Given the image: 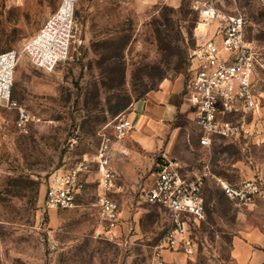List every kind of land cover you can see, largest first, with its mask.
Instances as JSON below:
<instances>
[{
	"label": "rangeland",
	"instance_id": "obj_1",
	"mask_svg": "<svg viewBox=\"0 0 264 264\" xmlns=\"http://www.w3.org/2000/svg\"><path fill=\"white\" fill-rule=\"evenodd\" d=\"M197 1L213 3L222 14L244 15L246 40L264 56V0H80L72 56L47 72L23 49L60 1L0 0V53H20L12 95L33 119L22 133L17 110L0 106V264H154L172 215L148 202L146 193L166 158L190 173L205 164L211 171L207 217L193 230L197 252H167V264H233L234 239L264 225V201L243 207L222 188L258 173L264 179V150L220 138L202 147L193 114L180 108L171 122L138 123L154 115L160 91L179 86V105L189 98L201 41ZM129 120L134 129L117 138L114 126ZM106 137L118 182L113 195L121 206L114 241L97 236L96 156ZM81 162L89 172L77 206L47 209L49 177Z\"/></svg>",
	"mask_w": 264,
	"mask_h": 264
},
{
	"label": "built area",
	"instance_id": "obj_2",
	"mask_svg": "<svg viewBox=\"0 0 264 264\" xmlns=\"http://www.w3.org/2000/svg\"><path fill=\"white\" fill-rule=\"evenodd\" d=\"M22 1V0H17ZM60 4L43 23L38 33L25 44V53L37 68L52 72L69 60L76 33V8L80 0H59ZM201 21L200 44L193 54L194 72L190 88L193 120L202 130L200 145L210 148L215 138L238 141L245 146L264 143V56L246 40L248 19L242 14H222L210 2L197 1ZM20 53H0V106L17 110L16 125L28 132L33 121L29 111L13 98L15 71ZM117 138L130 128L127 122L115 126ZM111 139L106 137L96 156L100 172V193L95 202L101 223L97 236L118 239L121 230V206L114 197L118 191L115 172L110 166ZM89 164L81 162L65 172L52 174L47 181L45 207L72 209L85 188L84 176ZM156 178L146 199L166 207L172 224L154 250V264H167V252L192 256L197 252L193 230L206 220L205 185L210 165L187 172L178 160L168 158L157 165ZM261 173L243 179L237 185L223 182L226 195L236 204L251 207L263 192Z\"/></svg>",
	"mask_w": 264,
	"mask_h": 264
},
{
	"label": "crops",
	"instance_id": "obj_3",
	"mask_svg": "<svg viewBox=\"0 0 264 264\" xmlns=\"http://www.w3.org/2000/svg\"><path fill=\"white\" fill-rule=\"evenodd\" d=\"M180 93V87L175 86L156 94L155 101L157 104L153 108L154 115L152 117L149 115L140 117L138 120L139 125L149 124L150 126L156 120L165 123L171 122L174 120L179 108L183 111L189 110L193 114L190 97L185 104L179 105ZM134 123L135 120L134 122L129 120L130 129H134ZM255 146L258 148L256 151L264 150V143ZM250 154L254 156L255 153L252 151ZM257 199L264 201V191ZM232 261L233 264H264V225H261L259 229H251L243 238L236 237L234 239Z\"/></svg>",
	"mask_w": 264,
	"mask_h": 264
},
{
	"label": "bare ground",
	"instance_id": "obj_4",
	"mask_svg": "<svg viewBox=\"0 0 264 264\" xmlns=\"http://www.w3.org/2000/svg\"><path fill=\"white\" fill-rule=\"evenodd\" d=\"M206 28V24H204V23H200V25L198 26V30H199V32H202L204 29ZM198 30H197V32H198ZM198 32V33H199Z\"/></svg>",
	"mask_w": 264,
	"mask_h": 264
}]
</instances>
